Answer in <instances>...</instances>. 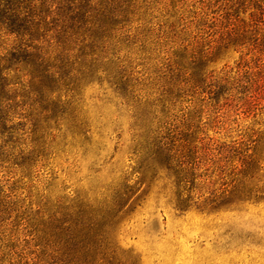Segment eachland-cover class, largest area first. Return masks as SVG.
Segmentation results:
<instances>
[{
	"label": "trees",
	"instance_id": "trees-1",
	"mask_svg": "<svg viewBox=\"0 0 264 264\" xmlns=\"http://www.w3.org/2000/svg\"><path fill=\"white\" fill-rule=\"evenodd\" d=\"M107 129L105 186L55 194ZM149 198L264 203V0H0V264H139L117 236Z\"/></svg>",
	"mask_w": 264,
	"mask_h": 264
},
{
	"label": "rangeland",
	"instance_id": "rangeland-1",
	"mask_svg": "<svg viewBox=\"0 0 264 264\" xmlns=\"http://www.w3.org/2000/svg\"><path fill=\"white\" fill-rule=\"evenodd\" d=\"M105 112L119 115L118 124L127 138V116L108 109ZM108 131L104 130V139L99 140L100 151L68 153L50 161L43 173H55V194L105 186L109 167L103 163L116 149L114 135ZM115 161H125V148L117 149ZM117 239L139 264H264V203L216 213L191 210L181 214L165 200L149 198L127 217Z\"/></svg>",
	"mask_w": 264,
	"mask_h": 264
}]
</instances>
